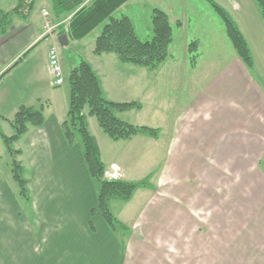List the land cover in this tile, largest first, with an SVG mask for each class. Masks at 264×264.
Instances as JSON below:
<instances>
[{
  "label": "crops",
  "instance_id": "obj_1",
  "mask_svg": "<svg viewBox=\"0 0 264 264\" xmlns=\"http://www.w3.org/2000/svg\"><path fill=\"white\" fill-rule=\"evenodd\" d=\"M219 1V6L230 15L246 39L254 70L249 71L238 56L214 66L213 71H217L213 75L209 73L201 88L184 104V96L180 95L181 103L168 115L157 111L155 101L170 92V88L165 89L166 85L186 84L187 80L178 72L158 79L153 75L157 72L142 71L143 67L123 63L113 53L96 55L94 49L99 36L93 45L86 43L95 30L81 41H73L68 36L66 47L80 48L79 56L98 76L108 101L135 102L141 105L133 109L138 111L147 108L154 118L149 122L153 126L150 127L160 131L158 138L139 134L130 140H113L117 145H112L96 125L95 117L89 116V130L98 143L106 169L112 171L116 165L122 173L120 179L134 181L131 171L140 172L144 163L137 166L138 157L149 147L150 165L149 169L141 170L142 179L155 178L162 168L168 177L176 173L174 175L181 179L180 188L177 190L170 181L165 182L164 196L189 200L186 207L178 208L165 199L163 205L149 208L151 189L141 188L132 204V214L127 210L135 195L127 202H111L116 219L128 230L136 229L143 221L149 228L179 229L182 254L187 263L264 264V172L253 165L254 161L262 163L264 158V15L256 0ZM49 4L52 8L50 0ZM44 9L47 10L44 7L27 24L17 21L0 37V76L20 61L0 80V129L6 136H12L11 121L20 107L44 106L45 124L41 128L31 127L18 141L22 142L20 156L29 165H50V177L45 174V179L49 181L53 176L57 178L55 182L61 184L55 190H45L41 196H35L30 189L32 205L26 207L20 193L14 194L0 176V264H128L129 260L122 259L118 241L114 245L109 238L117 235L116 232L110 230L98 213L92 216L97 206L98 186L84 162L80 139L76 137L71 147L62 133L61 125L69 110L70 86H57L49 71L48 50L51 46L59 48L60 44L57 32L46 33L44 29ZM177 26L181 27L182 23ZM194 37H198L194 40L198 42V51L199 46L216 53L228 48V41L221 32L205 35L207 39ZM191 42L190 38L184 42L186 59L196 70L199 62L192 66L188 52ZM173 44L174 40L171 47ZM58 50L60 55L65 53L64 49ZM39 51L44 57L41 65L34 59ZM60 61L63 69L66 60ZM69 63L68 77L79 65L75 57H71ZM15 75L16 79L9 83ZM127 112L117 113V116L125 121L123 116ZM0 141L3 143L1 137ZM118 144L131 151L123 155ZM32 157L37 162H32ZM153 160L156 168L150 170ZM151 183L156 187L151 195L154 197L161 184L155 179ZM188 205L192 206L188 209ZM195 206L198 218L192 211ZM30 209L35 223L30 221ZM193 229L198 230L196 236L190 239L192 243L185 244ZM94 253L99 258H94ZM140 261V257L134 258L131 263Z\"/></svg>",
  "mask_w": 264,
  "mask_h": 264
},
{
  "label": "trees",
  "instance_id": "obj_2",
  "mask_svg": "<svg viewBox=\"0 0 264 264\" xmlns=\"http://www.w3.org/2000/svg\"><path fill=\"white\" fill-rule=\"evenodd\" d=\"M38 0H17L16 5L8 11L0 8V37L11 30L17 21L29 23ZM130 0H50L52 11L58 20L71 16L67 27L60 26L54 32L67 34L73 41H81L107 23L101 35L96 39L94 53L96 55L113 53L121 62L156 70L170 56L174 31L169 16L160 9L153 10V38L142 42L136 35L130 18H113L114 13ZM224 22L227 36L237 52L239 59L249 71L254 70V59L243 34L230 17L219 5L208 0ZM264 15V0H256ZM180 25V22L177 23ZM46 36L45 38H47ZM35 47V46H34ZM33 47V48H34ZM32 48V49H33ZM31 49L25 54V56ZM190 63L194 66L198 61V42L192 41L188 46ZM20 61L10 67L0 80ZM70 102L67 119L61 128L69 146H74L77 135L80 136L83 158L89 175L98 186L97 206L92 216L97 213L114 233L128 228L120 223L111 209L113 200L130 201L138 189L146 187V182H128L122 179L107 180L106 167L101 159L100 148L91 134L84 114L89 109V116L95 117L103 132L114 141L130 140L139 134H147L158 138L159 129L146 126H135L121 120L117 113L139 109L140 104L116 103L108 101L103 94L100 80L89 63L81 60L78 66L69 73ZM45 107L39 109L22 106L11 121L14 134L6 136L0 129V137L12 157V176L19 186L20 197L31 207L30 181L26 178V169L18 160L22 150L15 149L14 144L21 140L31 127L41 128L45 124ZM93 229V224L90 223Z\"/></svg>",
  "mask_w": 264,
  "mask_h": 264
},
{
  "label": "rangeland",
  "instance_id": "obj_3",
  "mask_svg": "<svg viewBox=\"0 0 264 264\" xmlns=\"http://www.w3.org/2000/svg\"><path fill=\"white\" fill-rule=\"evenodd\" d=\"M218 5L221 4V1L219 0H213ZM17 0H0V8L3 10H10L16 5ZM46 7L47 10L50 12V21L51 26H57L55 27V30L60 27L64 26L67 27L68 22L71 18V16H64L60 19H56L52 8H50L49 0H38L34 11L32 13L33 18L38 16L41 12V10ZM154 9H160L164 11L170 19V23L173 27L174 31V44L172 47H170V54L171 56L166 60V62H163L162 65L159 66L156 70H150L155 71L157 73H153L155 75L154 77H158V79H161L162 77H165L166 74H169L170 76H174L177 72L180 74L181 77H185L187 80L186 84L183 86H167L165 89L170 88L169 93H164V95L159 96L158 99L155 101V104L157 105V111H160L164 114H170L171 112H174L175 106L177 103H181L180 95L184 96L182 99V104H184L188 98L193 95V93L196 92L199 88H201L202 82L205 80L207 75L209 73L216 72L217 70H214V66L219 65L220 63L229 62L234 60L235 57H237V52L233 48L227 33L226 28L224 25L223 20L218 15V13L214 10L213 6L210 4L208 0H130L129 3L124 5L122 8L117 10L113 18L115 19H121L123 17H128L131 19L135 32L137 37L142 41H149L153 38V31H152V16H153V10ZM43 17V16H42ZM177 22L182 23V26H177ZM109 23L107 21L106 23L100 25L92 34L89 36L86 40V43L88 45H93L95 38L101 35L104 26ZM54 32V31H53ZM223 33L224 37L228 41V48L223 49L222 53H216L214 51H211L209 48L200 47L198 51V62L199 65L197 66L196 70L192 69L186 59V48H185V40L186 38H190V42L196 40L198 37L194 36H202L205 37V35H211L212 33ZM207 39V37H205ZM58 49H64L65 53L60 55V59H65L66 64H63V71H64V85L63 87H68V68H70L69 59L71 57H75L76 60L80 63L81 60H83L82 57L79 56L80 54V48L76 47L72 49H68L67 47L58 46ZM41 51L37 52L35 55L36 58L35 62L38 65H41L44 63V57L41 56ZM149 70L147 68H143L142 71ZM46 73V71H44ZM43 72V75L47 77V73ZM211 75V76H212ZM17 75L10 78L9 83L16 79ZM203 79L202 81H200ZM131 103V102H130ZM40 108V107H39ZM37 108V109H39ZM147 109V108H146ZM138 111L133 110L127 112L123 118L126 122L133 124L135 126H146L150 127L149 122H152L154 120L153 117H150L152 112H147V110ZM45 114V113H44ZM84 114L87 116V122L89 118V109H86L84 111ZM91 117V116H90ZM94 121L96 122V125L98 126V121L96 118H94ZM157 124V123H156ZM160 124V123H158ZM153 127V126H151ZM150 127V128H151ZM101 128V127H100ZM105 135V134H104ZM106 139L110 141L112 145H117L113 140H111L107 135H105ZM78 140L80 139V136L77 135ZM81 141V140H80ZM0 176L5 180V184L9 187L10 190H12L15 193L19 192V186L15 182L12 176V157L9 155L8 151L5 148V145L0 141ZM123 143V142H120ZM120 145V151L123 155L130 152L131 148L126 147V149H122L123 144ZM122 145V146H121ZM15 149H21L22 148V142H18L14 144ZM147 149H145V154H142L138 157L139 165L144 163V166L140 168V172L138 170L131 171V178L134 180L132 182H142L141 177V170L149 169L150 165V152ZM32 162H34L33 157L30 158ZM18 160L23 164L24 168L28 170L26 172V178L30 181L29 187L33 191L35 196H41L45 190H55L56 188H59L60 184L56 177H53L47 181L45 179V174L49 176V171L51 166L50 165H42V164H33L29 165L28 161L20 156L18 157ZM37 162V160H36ZM154 160L152 162V165L150 167L151 169L155 170L154 166ZM258 163L260 164L258 166ZM25 164V165H24ZM254 168L256 169H262L264 172V158L259 162L253 163ZM137 166H134L137 167ZM106 172L108 170L106 169ZM121 173V172H120ZM132 173H135L133 175ZM122 174V173H121ZM176 174V173H174ZM174 177H168V175L165 172V169L162 168L161 172H157L155 175V178H149L144 179L143 181L146 182V187L142 189H151L149 192V196L151 202L150 207L152 208L155 205H163V202H165V199H168V201L173 202L177 205L178 208L186 207V204L189 202L186 199H182L181 196L177 197H169L165 198V186L164 183L170 181V185H173L174 188L177 190L181 186V179L180 177L177 178V176ZM144 176H146L144 174ZM50 177V176H49ZM106 177V176H105ZM63 178V177H62ZM121 178V177H120ZM119 178V179H120ZM145 178V177H144ZM177 178V179H176ZM107 180H110L106 178ZM157 180L158 183L161 184V187L157 189L156 196H153V193L156 192V187L154 186V183H151V181ZM64 181V180H63ZM197 183V182H196ZM140 190L135 192V198L130 204L131 207L127 210V213L130 212L132 214V204L136 201V196ZM41 193V194H40ZM53 193V192H51ZM178 194V192H177ZM158 195V196H157ZM152 198V199H151ZM37 200V197L35 198ZM183 201V202H182ZM121 205H124V202H120ZM23 205H26V207H29L30 205L27 204L26 201L22 202ZM32 205V204H31ZM190 206L188 205L187 208L189 209ZM195 207H192L193 214L196 218H198L197 210H195ZM30 221L35 223L36 220L34 218L33 210L30 209ZM149 211V209L147 210ZM202 217V216H200ZM209 218V217H208ZM207 218V219H208ZM206 219V221H207ZM145 221H143V224L138 226L136 229L132 230L129 228V230H118L116 232L117 235L110 236L109 238L112 240L113 244L116 245L115 241H118V244L121 247L122 251V259L129 260L128 264H132L131 260L134 261L135 259L141 258V261L138 262V264H196L195 262H186L184 260V254H182V247H181V232L180 230H169V229H162V228H154L152 227V224L149 225L152 228L146 227ZM35 225V224H34ZM95 232V231H94ZM198 230L193 229L190 230L189 236L187 239H185V244H190L192 241V236L195 237ZM99 238V237H98ZM186 238V237H185ZM189 239V240H188ZM95 240V239H94ZM118 245V246H119ZM118 248V247H117ZM117 255V254H115ZM94 258H99L96 253H94ZM183 258V259H182ZM125 263V262H124ZM127 264V263H126Z\"/></svg>",
  "mask_w": 264,
  "mask_h": 264
},
{
  "label": "built area",
  "instance_id": "obj_4",
  "mask_svg": "<svg viewBox=\"0 0 264 264\" xmlns=\"http://www.w3.org/2000/svg\"><path fill=\"white\" fill-rule=\"evenodd\" d=\"M44 17V29L46 33H51L55 27L51 26V21L49 19L50 14L47 10L42 11ZM48 63L49 71L54 78L55 84L61 86L64 84V72L62 69L59 50L56 46H51L48 50ZM112 171L105 173L106 178L110 180H118L121 177L120 168L114 165Z\"/></svg>",
  "mask_w": 264,
  "mask_h": 264
},
{
  "label": "water",
  "instance_id": "obj_5",
  "mask_svg": "<svg viewBox=\"0 0 264 264\" xmlns=\"http://www.w3.org/2000/svg\"><path fill=\"white\" fill-rule=\"evenodd\" d=\"M59 44L63 47L68 46V35L63 34L59 36Z\"/></svg>",
  "mask_w": 264,
  "mask_h": 264
}]
</instances>
